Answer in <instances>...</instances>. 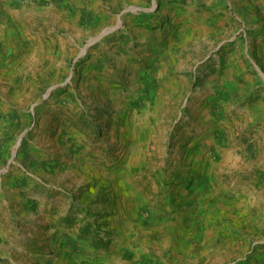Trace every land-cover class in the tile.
I'll return each instance as SVG.
<instances>
[{
	"label": "rangeland",
	"instance_id": "rangeland-1",
	"mask_svg": "<svg viewBox=\"0 0 264 264\" xmlns=\"http://www.w3.org/2000/svg\"><path fill=\"white\" fill-rule=\"evenodd\" d=\"M13 172L0 264H264V0H0Z\"/></svg>",
	"mask_w": 264,
	"mask_h": 264
},
{
	"label": "crops",
	"instance_id": "crops-1",
	"mask_svg": "<svg viewBox=\"0 0 264 264\" xmlns=\"http://www.w3.org/2000/svg\"><path fill=\"white\" fill-rule=\"evenodd\" d=\"M145 23L147 22L143 20V17H137L135 20H131L129 26L134 38H136L141 44L146 45V43H149L151 40H149L150 35L148 34L146 27L142 26L145 25ZM21 167L24 168L23 166ZM27 173L33 182L37 181L39 184L43 181L40 177H38L35 170H31V172ZM16 174L18 173L13 172L10 179H6L5 181L0 180V223L9 222L14 228L18 229L20 217L18 215L17 207L13 202V197H16V193H14L15 179L18 177ZM16 191L18 193V189ZM133 234L139 238L150 237L152 236V230L145 229L144 226L135 225L133 227ZM2 238L4 239V243L7 244L6 238ZM3 254L4 255L2 256H5V253Z\"/></svg>",
	"mask_w": 264,
	"mask_h": 264
}]
</instances>
